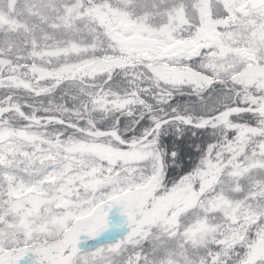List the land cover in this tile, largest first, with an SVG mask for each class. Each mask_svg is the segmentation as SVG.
Wrapping results in <instances>:
<instances>
[{"label":"snow or ice","instance_id":"1","mask_svg":"<svg viewBox=\"0 0 264 264\" xmlns=\"http://www.w3.org/2000/svg\"><path fill=\"white\" fill-rule=\"evenodd\" d=\"M0 264H264V0H0Z\"/></svg>","mask_w":264,"mask_h":264}]
</instances>
